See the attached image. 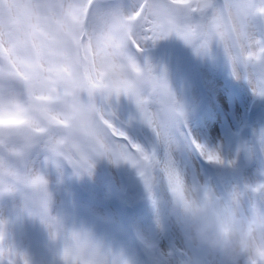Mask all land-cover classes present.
<instances>
[{
	"label": "snow or ice",
	"instance_id": "obj_1",
	"mask_svg": "<svg viewBox=\"0 0 264 264\" xmlns=\"http://www.w3.org/2000/svg\"><path fill=\"white\" fill-rule=\"evenodd\" d=\"M176 38L197 56L222 52L231 76L264 99V0H0V198L38 220L58 264H223L177 227L173 202L218 208L243 234L233 264H264V127L232 155L201 142L166 69L147 55ZM127 106L126 117L121 112ZM143 125L146 142L129 135ZM260 154L252 179L225 196L189 174L187 155L234 167ZM99 160L135 170L154 214L130 238L53 214V174H94ZM0 214V264H31Z\"/></svg>",
	"mask_w": 264,
	"mask_h": 264
},
{
	"label": "rangeland",
	"instance_id": "obj_2",
	"mask_svg": "<svg viewBox=\"0 0 264 264\" xmlns=\"http://www.w3.org/2000/svg\"><path fill=\"white\" fill-rule=\"evenodd\" d=\"M156 52V53H154ZM147 54L153 63L166 69L169 83L177 98L185 105L189 127L194 136L211 146H219L232 155L245 143L253 142L254 130L264 127V99L254 97L248 84L235 80L218 49L197 56L176 38L159 41ZM127 106L121 112L126 117ZM129 135L145 143L151 133L143 125H135ZM189 174L207 182L218 196L227 195L234 186L252 179L260 165V154L249 156L240 151L234 167L214 166L196 153L187 155ZM53 214L69 224L81 222L95 225L101 232L130 238L134 230L149 232L154 214L146 199L135 170L99 160L94 174L76 177L66 168L63 181L56 183L53 174ZM19 198H0V214L10 220V232L24 249L31 264H58V245L50 241L43 225L26 214L16 218L14 205Z\"/></svg>",
	"mask_w": 264,
	"mask_h": 264
},
{
	"label": "clouds",
	"instance_id": "obj_3",
	"mask_svg": "<svg viewBox=\"0 0 264 264\" xmlns=\"http://www.w3.org/2000/svg\"><path fill=\"white\" fill-rule=\"evenodd\" d=\"M170 213L189 239L218 253L223 264H233L243 247L244 237L218 208L198 204L185 208L173 202Z\"/></svg>",
	"mask_w": 264,
	"mask_h": 264
},
{
	"label": "water",
	"instance_id": "obj_4",
	"mask_svg": "<svg viewBox=\"0 0 264 264\" xmlns=\"http://www.w3.org/2000/svg\"><path fill=\"white\" fill-rule=\"evenodd\" d=\"M154 53H156V52H154ZM148 55V54H147ZM149 56V55H148ZM150 57V56H149Z\"/></svg>",
	"mask_w": 264,
	"mask_h": 264
}]
</instances>
